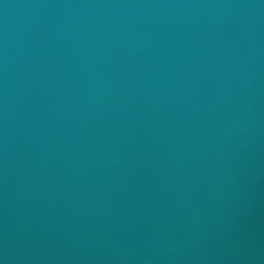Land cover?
I'll return each instance as SVG.
<instances>
[{"label": "water", "instance_id": "1", "mask_svg": "<svg viewBox=\"0 0 264 264\" xmlns=\"http://www.w3.org/2000/svg\"><path fill=\"white\" fill-rule=\"evenodd\" d=\"M0 264H264V0H0Z\"/></svg>", "mask_w": 264, "mask_h": 264}]
</instances>
